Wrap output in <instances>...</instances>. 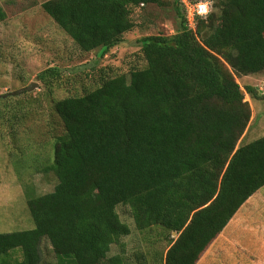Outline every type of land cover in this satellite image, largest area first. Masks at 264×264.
Masks as SVG:
<instances>
[{"label": "trees", "instance_id": "16d2710c", "mask_svg": "<svg viewBox=\"0 0 264 264\" xmlns=\"http://www.w3.org/2000/svg\"><path fill=\"white\" fill-rule=\"evenodd\" d=\"M209 1L190 27L183 3L173 0L176 32L137 40L143 68L55 102L62 133L45 170L56 184L26 199L34 226L0 233V255L19 249L16 264H38L47 239L55 264H195L264 186V135L239 144L251 117L243 92L264 95L235 79L264 71V0ZM160 3L45 0L41 8L81 52L102 57L134 28L133 9ZM58 75L49 68L37 77ZM120 204L137 231L167 232L164 251L127 254L122 238L131 228ZM112 246L118 252L109 255Z\"/></svg>", "mask_w": 264, "mask_h": 264}, {"label": "rangeland", "instance_id": "374dc122", "mask_svg": "<svg viewBox=\"0 0 264 264\" xmlns=\"http://www.w3.org/2000/svg\"><path fill=\"white\" fill-rule=\"evenodd\" d=\"M43 1L0 0L4 13L0 20V233L32 229L26 199L47 193L56 184L52 170H45L50 164L52 143L62 133L55 102L82 95L103 78L143 68L145 60L137 40L148 35H172L178 28L173 0L137 7L132 11L134 28L123 35L118 46L100 57L98 50L81 52L42 10ZM49 68L56 69L60 76L43 83L37 75ZM235 79L243 91L244 86L251 85L264 95V71ZM31 83H36L32 90L13 94ZM243 94L251 117L239 144L264 135V100ZM116 211L131 228L130 235L122 238L127 254L148 256L149 252L164 251L166 231L152 227L139 232L127 205H117ZM117 252L118 248L112 246L109 255ZM21 259V251L15 249L0 255V264H16ZM55 261L49 242L42 239L38 264Z\"/></svg>", "mask_w": 264, "mask_h": 264}, {"label": "crops", "instance_id": "0c3cea01", "mask_svg": "<svg viewBox=\"0 0 264 264\" xmlns=\"http://www.w3.org/2000/svg\"><path fill=\"white\" fill-rule=\"evenodd\" d=\"M195 264H264V186L242 203Z\"/></svg>", "mask_w": 264, "mask_h": 264}, {"label": "built area", "instance_id": "2783aa9c", "mask_svg": "<svg viewBox=\"0 0 264 264\" xmlns=\"http://www.w3.org/2000/svg\"><path fill=\"white\" fill-rule=\"evenodd\" d=\"M181 2L184 5L190 27H193L196 16H205L211 8V2L209 0H198L195 2L181 0Z\"/></svg>", "mask_w": 264, "mask_h": 264}, {"label": "water", "instance_id": "95a60500", "mask_svg": "<svg viewBox=\"0 0 264 264\" xmlns=\"http://www.w3.org/2000/svg\"><path fill=\"white\" fill-rule=\"evenodd\" d=\"M34 87H36V83H31L29 86L25 87V88H21L17 91H14L13 94H19V93H22L24 91H29V90H32ZM174 235V233H173Z\"/></svg>", "mask_w": 264, "mask_h": 264}]
</instances>
